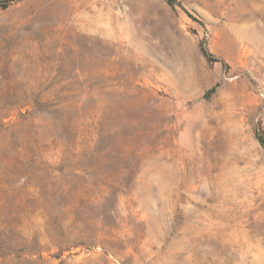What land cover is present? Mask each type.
I'll list each match as a JSON object with an SVG mask.
<instances>
[{"label":"rangeland","instance_id":"1","mask_svg":"<svg viewBox=\"0 0 264 264\" xmlns=\"http://www.w3.org/2000/svg\"><path fill=\"white\" fill-rule=\"evenodd\" d=\"M256 134L264 0H0V264H264Z\"/></svg>","mask_w":264,"mask_h":264},{"label":"trees","instance_id":"2","mask_svg":"<svg viewBox=\"0 0 264 264\" xmlns=\"http://www.w3.org/2000/svg\"><path fill=\"white\" fill-rule=\"evenodd\" d=\"M167 1L169 2V0ZM201 53L205 58L208 57V53L204 49L201 50ZM256 139L260 143V145L264 148V136L262 137L256 134Z\"/></svg>","mask_w":264,"mask_h":264},{"label":"bare ground","instance_id":"3","mask_svg":"<svg viewBox=\"0 0 264 264\" xmlns=\"http://www.w3.org/2000/svg\"><path fill=\"white\" fill-rule=\"evenodd\" d=\"M195 177H198V176H195ZM194 180V179H193ZM198 181V180H197Z\"/></svg>","mask_w":264,"mask_h":264}]
</instances>
